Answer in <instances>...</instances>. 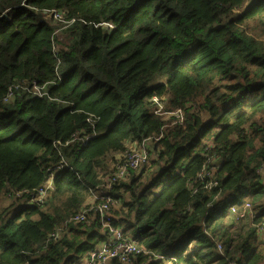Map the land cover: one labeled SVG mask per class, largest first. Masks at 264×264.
I'll return each mask as SVG.
<instances>
[{"label": "trees", "instance_id": "16d2710c", "mask_svg": "<svg viewBox=\"0 0 264 264\" xmlns=\"http://www.w3.org/2000/svg\"><path fill=\"white\" fill-rule=\"evenodd\" d=\"M263 162L264 0H0V264H82L105 195L108 264H262Z\"/></svg>", "mask_w": 264, "mask_h": 264}, {"label": "built area", "instance_id": "2783aa9c", "mask_svg": "<svg viewBox=\"0 0 264 264\" xmlns=\"http://www.w3.org/2000/svg\"><path fill=\"white\" fill-rule=\"evenodd\" d=\"M50 15L59 20H64L62 11H54ZM109 25L112 26L111 24ZM160 108L161 106H158V110ZM170 114H175V117L179 121L182 120V113L179 109ZM149 145V141L144 139L140 143L134 144L130 147L127 152H125L115 163V172L107 180V185H111L114 181L126 177L131 170L138 172L144 164L148 163L151 157ZM260 173L264 176V162L261 164ZM47 186L39 188L31 200L33 202H41L46 194ZM100 199L102 200V203L96 207L95 213L97 212L99 214V221L102 226L107 227V236L105 240L97 246V248L90 252L85 264H108L109 260L113 258H117L123 262H129L130 255L133 256L140 254V252H145V248L142 245L137 244L136 241L130 237H124L122 235L123 226H112L110 224L112 215L109 212V209L110 205L114 203L111 196L105 195L100 197ZM237 208L240 210L238 211ZM231 210L234 212L237 210L238 216L244 218L253 214V205L250 204L249 201L245 200L240 206L232 205ZM85 217L86 213L83 211L82 213L74 215L72 219L74 221H83ZM259 230L264 232V225H262ZM57 235V233L53 234L54 237H57ZM218 249L222 250L220 244H218ZM170 259L175 260L174 257H171ZM230 264L236 263L231 262Z\"/></svg>", "mask_w": 264, "mask_h": 264}, {"label": "crops", "instance_id": "0c3cea01", "mask_svg": "<svg viewBox=\"0 0 264 264\" xmlns=\"http://www.w3.org/2000/svg\"><path fill=\"white\" fill-rule=\"evenodd\" d=\"M255 211H257V208H256ZM255 211H254V212H255ZM257 238H258V241H259V240L264 241V235H263V233H259V234L257 235ZM262 264H264V262H263Z\"/></svg>", "mask_w": 264, "mask_h": 264}, {"label": "bare ground", "instance_id": "6f19581e", "mask_svg": "<svg viewBox=\"0 0 264 264\" xmlns=\"http://www.w3.org/2000/svg\"><path fill=\"white\" fill-rule=\"evenodd\" d=\"M23 86V85H22ZM11 89V88H10ZM94 117V116H93ZM89 119V118H88ZM92 120V119H91ZM213 162V161H212ZM209 163V162H208ZM207 168H208V166H207ZM116 183V182H115ZM111 187V186H110ZM109 188V187H108ZM37 191V190H36ZM95 210V209H94ZM86 212V211H85ZM95 213V212H94ZM89 217V216H88ZM96 217H97V215H96ZM87 218V217H86ZM89 219V218H88ZM90 220V219H89ZM71 221H73V220H71ZM82 222V221H81ZM184 252V251H183Z\"/></svg>", "mask_w": 264, "mask_h": 264}, {"label": "rangeland", "instance_id": "374dc122", "mask_svg": "<svg viewBox=\"0 0 264 264\" xmlns=\"http://www.w3.org/2000/svg\"><path fill=\"white\" fill-rule=\"evenodd\" d=\"M167 117H168V115H167ZM140 170H142V168H141ZM140 170H139V171H140ZM7 201H8V200H7ZM27 202H29V201H27ZM29 203H30V202H29ZM82 262H83L82 264H85V263H86V260L83 259Z\"/></svg>", "mask_w": 264, "mask_h": 264}, {"label": "clouds", "instance_id": "9594fccd", "mask_svg": "<svg viewBox=\"0 0 264 264\" xmlns=\"http://www.w3.org/2000/svg\"><path fill=\"white\" fill-rule=\"evenodd\" d=\"M235 205V204H234Z\"/></svg>", "mask_w": 264, "mask_h": 264}]
</instances>
